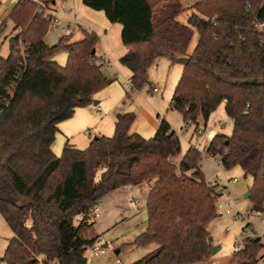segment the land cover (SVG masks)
Segmentation results:
<instances>
[{"label":"trees","instance_id":"1","mask_svg":"<svg viewBox=\"0 0 264 264\" xmlns=\"http://www.w3.org/2000/svg\"><path fill=\"white\" fill-rule=\"evenodd\" d=\"M56 1L17 0L0 27L11 20L17 31L9 55L0 57V214L13 231L1 260L87 264L88 248L99 237L88 235L98 203L119 187L145 182L152 184L148 226L133 244L158 247L133 264L209 260L214 243L208 225L218 215L220 195L201 170L197 147L176 162L181 139L165 119L147 138L131 132L134 112L119 113L112 136L95 137L84 149L67 143L60 156L54 153L59 123L108 84L95 31L83 29L76 41L71 34L52 45L45 41ZM82 1L121 24L122 43L131 49L120 61L137 89L159 57L190 58L171 107L197 126L225 104L233 131L215 134L205 152L219 156L226 170L240 165L252 176V208L264 211V0H200L187 23L178 20L183 0ZM61 50L68 53L66 65L54 60ZM244 242L230 263L258 264L262 240L245 236Z\"/></svg>","mask_w":264,"mask_h":264},{"label":"rangeland","instance_id":"2","mask_svg":"<svg viewBox=\"0 0 264 264\" xmlns=\"http://www.w3.org/2000/svg\"><path fill=\"white\" fill-rule=\"evenodd\" d=\"M6 2L14 3L15 0H7ZM77 4L79 7L76 9V12L79 14L81 26L78 25L73 28V38L70 35V40L76 41L82 39L84 37L83 29L95 31L99 37L95 46L96 52L98 55L103 56L102 58L104 60H110V63H104L102 67L108 84L94 95L92 103L89 104L90 106L87 105L88 108L94 110V116L86 121V123H88L86 128L79 132L75 138H72L70 143H72L73 146L84 149L90 144L91 140L98 136L99 131H102L103 135L112 136L115 132L114 119L116 112H110V110L111 107L119 101V111L127 109L128 111L134 112L136 114L135 124H138L140 129L138 131L143 135L145 133L147 137H152V135L156 133V126L159 125L158 117H165V119L172 124L177 133L181 135L180 139L183 151H187L190 143H192L202 152L201 158L204 167H207V173H209V169L213 174L209 176V174L205 173L206 179L209 181L211 178L215 177L220 179L222 184L228 183L229 192L221 199L226 202L233 199L236 203L232 213L229 214L225 211H217L218 215L210 221L208 228L213 237L214 247H217L218 251L212 253L211 258L203 264H212L214 262L217 264H239L237 262L230 263L235 252V246L240 244L246 235H250L252 229H255L259 236H263L261 238H263L264 241V211L254 212V216H248L243 220L235 216L237 211L245 214L249 208H252L251 200L246 197V194L251 188L253 177L249 175L246 176L245 171L240 165L226 170L223 165L218 162L219 156H216L214 159L210 158L204 150L215 134L225 133L230 135L233 131V119L227 115L225 104H220V106L211 113L208 120L202 118L199 120L197 126L201 127L203 130L202 133H198L195 124L186 127L182 113L175 108H169L175 87L183 72V64L173 63V65H171L169 58L166 56L159 57L149 67L147 71V83L142 88L131 91L128 88V83L132 76L131 70L120 61V55L124 46L120 33L121 24L110 21L103 10L90 8L81 0H77ZM184 8L185 10L178 16V20L187 23L188 17L193 9L191 6ZM73 12H71L70 15L67 14L65 16L59 14L57 16L70 19ZM6 13L7 11L4 7L0 8V27L3 20L6 18ZM53 28V26L49 28L48 34L54 31ZM16 32L13 22L8 20L3 30L0 31V57H7L9 55L10 38L15 35ZM197 40L198 34L195 35L190 50L193 49ZM55 41L54 39L51 40V42ZM19 47L22 48V45L20 44ZM54 60L60 65H66L68 60L67 51H59L54 57ZM154 88H157L159 91H154ZM97 102L99 103L96 104ZM87 106L84 107L87 108ZM76 116V113H74L66 122H72ZM62 122L60 123L62 124ZM96 122H100L97 128L94 126ZM64 147L65 136L60 128L56 133L52 149L57 156H60ZM176 162H179L178 159H176ZM234 178L238 179L237 182L231 181ZM151 185L152 184L147 182L140 185V188L143 189L141 193L143 195V202L147 197L148 191L151 189ZM138 205L141 204L130 202L132 215L126 212L123 220L113 224L109 228H106L100 217L92 218L93 224L88 231V235L91 237L99 236L98 244L104 246L105 249L97 255L88 250L86 253L87 264H133L135 261L147 256L158 247L156 243L148 246H137L133 244L135 239L143 233L148 226L147 221L142 217L143 213H136ZM102 212L103 207L101 213ZM249 222H251V224L244 231L243 227ZM12 236L13 231L11 227L0 214V264H7L2 261L1 258L5 255L9 239ZM263 252L264 247L261 248L260 254ZM52 264L59 263L55 261Z\"/></svg>","mask_w":264,"mask_h":264},{"label":"crops","instance_id":"3","mask_svg":"<svg viewBox=\"0 0 264 264\" xmlns=\"http://www.w3.org/2000/svg\"><path fill=\"white\" fill-rule=\"evenodd\" d=\"M6 1L7 0H0V8H3V7L5 8V10L7 11V13H6V16H7V14L10 12V10L16 4L17 0H15L14 3L6 2ZM198 1H200V0H183L182 4H183L184 7H190V6H192L193 4H195ZM78 7L79 6L77 4V0H57L55 2V4L51 7L50 11L54 15L61 14V15H65L66 16L67 14L70 15L71 12H73V11L75 13H78V12H76V9ZM53 30L54 31H52L50 34H48V32H47V34L45 36V41L48 44H50V45L57 43L59 38L62 36V32H61L60 28H53ZM121 30H122V26L120 28V33H121ZM73 31H74V29L70 33L72 38H73ZM52 39H54V41L55 40L56 41L55 42H51ZM130 49H131L130 47L123 46L122 53H121L120 56L122 57ZM95 52H96V49H95ZM96 54H97V52H96ZM98 56L101 57V58L103 57L101 55H98ZM169 62H170L171 65H173V63H178L177 60L173 61L170 58H169ZM182 67H183L182 69L184 70V65ZM131 75H132V72H131ZM154 91L158 92L159 90L158 89L155 90V88H154ZM98 103L99 102H97L96 104H98ZM88 106H90V105H88ZM88 106H87V108H85V107L77 108L75 110V112H74V113H76L77 116H76V118H74V120L72 122L68 123L65 120V121L62 122V124L60 123L62 126L60 124H59L60 126L58 125L59 130L61 128V130H62V132H63V134L65 136V145L67 143L72 144V143H70V140L72 138H75L76 135L79 134V132L83 131L86 128L87 124H88V123H86V121H88L90 118H92L94 116V114H93L94 110L92 108H88ZM119 106H120V101L116 102L113 105V107H111V110H110V112H113V111L116 112L115 119H114V128H115L116 118H117V115L119 113L132 112V111H128L127 109L124 110V111H119L120 110V109H118ZM169 108H173V107H171V104H170ZM78 109H80V110H78ZM158 115H159V113H158ZM163 118L165 119V117H163ZM135 120H136V118H135ZM167 122L173 128L172 124L169 121H167ZM99 125H100V122H96L94 126L97 128V126H99ZM156 127H157L156 129H158L159 125L156 126ZM138 130H140L139 129V125L135 124V121H134V123H133V125L131 127V132L132 133L133 132H137V133L141 134L142 136L147 137V136H145V133L143 135ZM106 134H109V133H106ZM102 135H103L102 131H99L98 136H102ZM191 145H193V144L190 143V146ZM58 150H59V148H58ZM184 152L185 151L182 150V153L177 157L178 161L181 159V157L183 156ZM199 164L201 166V170L203 171L204 175H205V173L209 174V176L213 175L211 170H209V169H208L209 173H207V171H206L207 167L206 166L204 167V163L202 162V158L200 159ZM213 178H215V177H213ZM142 191H143V189L140 188V186H134V185H126V186H122V187H119V188L113 190L112 192H110L108 195H106L102 199V201H101V203H102L101 204V210H102V207H103V212L102 213L100 212V215L97 216V218L100 217L101 221L105 224L106 228L107 227L109 228L113 224L118 223L121 220H123L125 218L126 212H128V213H130L132 215V212H131V210H132L131 208L132 207L130 206V202L131 203L141 204V205H138V207H144L146 205V199H144V202L142 200V198H143L142 197L143 195L141 194ZM135 200H137V202ZM138 207H137V209H138ZM136 213H138V212H136ZM142 213L144 214L145 210ZM142 213H140V214H142ZM204 262H199V263H195V264H203Z\"/></svg>","mask_w":264,"mask_h":264},{"label":"built area","instance_id":"4","mask_svg":"<svg viewBox=\"0 0 264 264\" xmlns=\"http://www.w3.org/2000/svg\"><path fill=\"white\" fill-rule=\"evenodd\" d=\"M49 23H50V26H53L54 28H60L61 32H62V35H67V34H70L73 30V28L75 26H78L80 25V21H79V14L78 13H73L72 17L70 19H64V18H60L58 17L57 15H51L49 17ZM264 24H259V27L263 26ZM18 50L20 52H23V48H18ZM103 64H109L110 63V60H102ZM20 72H18L16 74V77H19L20 76ZM14 87H15V82L12 83V85L10 86L8 92L9 94L12 96L13 93H14ZM128 88L133 91V90H136L137 88L135 87V84L133 83L132 80H129V83H128ZM155 90H157V88H155ZM163 116H159L158 117V122L159 124L162 123L163 121ZM186 124V127L188 125H191V121L185 123ZM203 130L201 128L198 129V133H202ZM177 135L180 137L181 135L179 133H177ZM181 138V137H180ZM206 149V147L204 148V150ZM207 155L210 157V158H215L216 156L211 154V153H207ZM218 162L222 164V160L221 158L218 159ZM237 178H234L233 182H237ZM209 183L212 185V186H216L217 187V191L219 192V200L217 202V211H221V212H226V213H232L233 209L235 208L236 206V203L234 202L233 199H230L229 201H223L221 198L228 194L229 192V185L228 183L227 184H222L221 180L218 179V178H211L209 180ZM137 202V200H135ZM101 202L98 203V205L96 206L95 208V216H99L100 215V212H101ZM146 209V205L144 207H138L137 209V212L138 213H142L144 210ZM254 212H258V211H255L253 208H249L247 210V212L244 214V213H241L239 211H237L236 213V217H238L239 219L243 220L245 218H247L248 216H254ZM263 221H264V218H263ZM246 224H251V222L249 223H246ZM247 236V235H246ZM248 236H253L255 238H260L264 244V241H263V236H259V234L257 233V231L255 229H252L251 230V234L248 235ZM245 246V242L244 240L240 243V244H237L235 246V251H239L241 250L243 247ZM105 249L104 246H101L100 244H98V238L89 246L88 250L91 252V253H94V254H99L101 251H103ZM258 264H264V252L258 257ZM212 264H217L216 262L212 263Z\"/></svg>","mask_w":264,"mask_h":264},{"label":"water","instance_id":"5","mask_svg":"<svg viewBox=\"0 0 264 264\" xmlns=\"http://www.w3.org/2000/svg\"><path fill=\"white\" fill-rule=\"evenodd\" d=\"M189 61H190V58L189 57H179L178 59H177V62L178 63H180V64H183L184 66L185 65H187L188 63H189ZM246 197L247 198H250V192H248L247 194H246ZM143 219L145 220V221H147L148 220V213L147 212H145L144 214H143ZM218 251V248L217 247H214L213 248V251H212V253H216Z\"/></svg>","mask_w":264,"mask_h":264}]
</instances>
